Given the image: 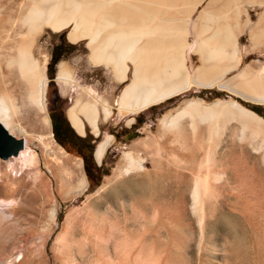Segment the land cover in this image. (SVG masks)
I'll use <instances>...</instances> for the list:
<instances>
[{"label": "rangeland", "instance_id": "1", "mask_svg": "<svg viewBox=\"0 0 264 264\" xmlns=\"http://www.w3.org/2000/svg\"><path fill=\"white\" fill-rule=\"evenodd\" d=\"M263 2L264 0H215L212 12L207 14L209 21L205 22L207 16H205V20L204 18L203 20L201 18V21L197 20L200 11L208 3V0L202 1L193 10L194 12L192 11L193 13L188 19L187 31L185 30L188 33L186 38L188 45L184 49V56L194 57V52L199 51L203 46L202 50L208 51L212 41L216 40V36L217 40H231L235 27L242 29L246 23H248L247 34H249L250 28L254 27L260 16L263 15L264 18ZM213 12L215 13L213 14ZM211 15L218 16L216 18L221 22L215 20V17L212 18ZM220 18L225 20H220ZM211 19L218 23L215 24ZM206 24L211 28H205ZM195 25L198 27V32ZM199 26L204 30H201ZM193 28L195 29L193 30ZM200 30L204 31V34ZM213 30L218 34H214ZM256 30L263 42V25H260ZM68 32L69 28L58 33L45 28L36 38L31 51L33 57L38 60L42 73L47 78V116L50 120L54 142L71 158L73 164L81 163L87 187L74 196L70 195L68 188H62L59 191V183L51 177L47 169L59 173L60 168L55 165L50 149H46L42 143L35 139L28 140L29 147L34 150V159L29 169L22 171L18 167L9 169V163L15 166L18 161L12 160L13 158L7 161L0 160L2 174L0 202L12 198L19 202L10 217L9 226H6L2 233V239L8 240L9 243L6 252L11 251L17 245L23 247V252L18 250L15 254L14 263L61 264L63 246L57 244V239L62 238L66 241V249L73 259L72 264H124L121 257L126 254L131 258V262L126 264H136L137 262L133 259L138 255V245L132 244L133 242L126 243V235L132 234L135 239L139 234H145L147 243L150 245L147 249L150 253V264H264V131L253 123L244 124V121L232 116L217 118L219 119L217 122L221 125H217L215 133L205 135V140L211 136L210 144H208L209 141H204V145L214 146L213 148L216 150L209 154L208 160L202 158L205 156V152L200 150V153H197L199 158H202L199 164V158L193 159L192 152L181 149L171 142L174 138L173 134L164 132L160 123L164 115L173 114L189 99H201L206 104L216 100L235 101L244 108L251 109L246 104L234 99L233 96L218 92L216 89L199 90L193 87L174 98L171 103L151 106L148 111L150 115L145 114L147 111L137 114L116 111L114 117L112 116L114 102L117 101L119 94L132 78L131 64L127 63L131 68L127 73V79L125 82H119L110 68L103 64L94 65L90 61L88 39H82L75 44L71 43L67 38ZM247 37L248 35L244 36V38ZM199 38L201 41L198 40ZM195 40L198 45L200 43V46ZM52 58L57 59L58 63L64 62L68 65L74 79L72 86L64 85L61 81L56 80L57 65L54 69L53 83L50 85L47 70ZM6 73L7 71L2 65V74L6 75ZM89 92L98 101L106 102L112 109L110 118L106 121L100 118L98 121L99 136L95 137L92 128L85 121L84 135L76 133L80 137L90 134L93 139L94 169L91 170L90 177L87 176L83 157L75 145L73 135L69 133L65 138H58L54 131L52 117V109L56 107L67 119L68 108L77 98H88ZM176 104L178 105L172 106ZM98 107L100 108V106ZM138 116L150 120L147 127L140 129V133H137V137L133 140L121 136L124 131L119 129L120 126L131 125L133 121L129 123L130 120H135L134 127L141 124L142 121ZM260 117L264 119L263 116ZM188 121L187 118L183 120L185 123ZM22 125L26 126L27 123H22ZM112 126L115 130L111 129ZM39 130L40 128L32 129V133L40 135ZM116 130H118L117 133ZM108 135L114 137L113 143L107 149L103 160L98 163L94 158V151L97 144ZM144 139L150 140V149L142 148L133 151V144ZM213 139L214 143L212 144ZM129 151L148 160L145 165L147 170H150V178H147L145 188L146 194L143 197L145 200L142 198V202L140 201L135 206L138 211H133V214L124 213L122 205L118 201L114 203V206L111 205L113 204L111 195L120 190V188L114 189L116 184L121 180L139 176L132 173L120 177L121 180L117 182L110 181L122 154ZM45 154H47V158ZM212 155H214L213 158ZM175 158L179 163L174 162ZM37 170L43 172L48 180L51 199L47 204H41L40 201L33 202L31 198L33 193H37V188L32 186L33 178L31 177H35L34 173ZM206 174H208L206 176V192L202 190L200 203L195 204L192 200L194 179ZM15 179H20L22 182L18 191L13 193L2 189ZM179 181L180 184H178ZM179 195L183 199L181 205L178 204ZM52 207H57V227L47 231V226L43 225L46 223L47 212ZM92 208L94 211L98 208L102 213L106 212L107 217H109L111 209H114L118 218V226L114 231L115 237L104 239L103 243L102 240H98V234L106 238L113 230L105 225L106 223L99 222L98 219L94 221L96 211L94 213ZM125 214L133 217L136 223L124 222ZM166 217L176 223L181 228V232L171 230L164 221L167 219ZM72 218L74 219L72 220ZM41 234H44L47 240L44 252L39 254L34 245L36 238L32 236L37 237Z\"/></svg>", "mask_w": 264, "mask_h": 264}, {"label": "bare ground", "instance_id": "2", "mask_svg": "<svg viewBox=\"0 0 264 264\" xmlns=\"http://www.w3.org/2000/svg\"><path fill=\"white\" fill-rule=\"evenodd\" d=\"M202 1L204 0H1L0 124L10 135L24 141V149L19 152L17 157H13L12 159L17 160L18 164L14 166L9 163L8 168L11 169L18 167L21 171L30 168L32 160L34 159V150L29 147L28 140L35 139L42 143L46 149H50L55 165L60 168L59 173L47 169L51 174V177L59 183V191L62 188H68L71 193L70 195L74 196L84 191L87 187V182L83 174L84 172H82L81 169V163L73 164L71 158L66 155L61 147L56 145L52 137L46 105L47 78L42 73L40 64L38 60L33 57L31 51L36 38L45 28L54 33L69 28L67 38L74 44L82 39H88L90 61L94 65L103 64L110 68L119 82H125L127 79V73L131 69L130 66L127 65L129 62L132 66V78L121 93L118 110L122 113L137 114L151 106L164 103L177 96L179 93L188 90L191 86L212 88L217 84V80H204L201 78L202 71L207 67L202 66L198 68L192 76H189L186 72V64L184 65V49L186 45H188L186 44V38L188 36V33H186L188 19L191 13L194 12L193 10L196 9ZM214 2L215 0H208L206 6L200 11L197 20L201 21V18L202 20L203 18L205 20V16H207V21L205 20V22L209 21L207 14L212 12ZM214 13L215 12H213V14ZM211 16L209 17L211 18ZM214 17L215 16L212 18ZM216 17L218 18V16ZM217 18L215 20L219 21ZM221 19L225 20L224 18H220V20ZM263 19V15L260 16L254 25V29L259 28L260 25H263L264 27ZM217 21L213 22L216 24L218 23ZM227 23L228 25H231L229 22ZM207 24L206 27L204 26L205 28L208 27ZM217 25L219 26V24ZM247 25L248 23L245 24V26ZM194 27H196V25ZM194 29L195 28H193V30ZM222 29H224V27ZM196 30L197 32L199 31L198 27H196ZM201 30L204 29L202 28ZM262 33L264 34V31ZM214 34L218 33L215 31ZM205 37L207 36L205 35ZM216 37L215 39L217 40ZM255 38L258 39L256 36L254 39ZM198 40H200V38ZM216 40L212 41L213 43L208 51L202 50L204 46L198 51L204 64L206 62L210 63V61L213 60L211 57L213 55H211V52H213L211 51V48L212 46L217 47L220 42V40ZM259 41L262 42V40ZM202 42L204 41L202 40ZM206 43L204 44L207 45ZM230 43L231 42H229V44ZM223 45L224 42L222 43V46H220L223 47ZM198 46H200V43ZM220 53H222V51ZM213 57L214 60L221 59L215 58L214 55ZM230 57L226 56V58ZM2 65L7 71L6 75L2 74ZM234 65L238 66V64H233V69ZM261 71H263V69ZM56 72L57 81H61L64 85L72 86L74 79L70 68L66 63L60 62L57 65ZM258 80L260 81L261 78H258ZM223 82L224 83L218 85L220 88H226L227 82ZM261 82L263 81L261 80ZM257 91L259 92L263 90H258L257 88ZM85 92L87 93V91ZM258 92H255L256 95ZM259 95L256 96V98H259ZM246 96L241 97L247 98ZM98 106H100V108ZM66 113L70 125H72V128L79 135H84L85 121L92 128L96 137L99 136L98 121L100 117H102L103 120H107L111 117L112 109L106 102L98 101L94 95L89 92L88 98H77L68 108ZM229 116L244 121V124L253 123L257 128L259 127L264 131L263 118L253 111L244 108L235 101L225 100H216L206 104L201 99H189L176 109L173 114L164 115L161 118L160 123L164 132H171L173 134L174 138L171 140L172 143L181 149L192 152L193 159H198L199 154L197 153H200V150H203L205 156L202 158H207L208 160L209 154L212 151L215 152L216 149L213 148L214 146L204 145V141H209L208 144H210V141L212 140L210 139L211 136L205 140V135L213 132L215 133L217 125H221L217 122V120L219 121L217 118ZM186 118L189 120L188 123L183 122ZM22 123H27V125L24 126ZM204 124H206V126H203ZM39 128V131L41 132L40 135L32 133V129L36 130ZM113 140L114 137L108 135L97 145L94 152V158L98 163L103 160L104 155L113 143ZM211 143H214V139ZM142 148L150 149V140H139L132 146L133 151ZM133 151L124 152L122 154L120 162L114 170L110 180L112 182H117L121 180L119 179L120 177H125L128 174L136 173L139 175L138 178H127L118 182L114 189L120 188V190L111 195V200L113 202L111 205L114 206V203L118 201L122 205L124 213L129 212L132 214L133 211L136 210L135 208H137L135 206L145 196L147 178H150V170H147L145 165L148 160L134 155ZM148 151L150 152V150ZM46 155L47 154H45V156ZM47 157L48 156H46V158ZM211 157L213 158L214 155ZM202 158L198 159L199 164L201 163ZM175 161H177V158L174 159V162ZM177 163H179V161H177ZM211 165L213 166V163ZM34 174L35 177L31 176L33 178L32 186L34 185V187L37 188V193L32 194V201H40L41 204H47L51 199L48 189V180L45 174L40 170H37ZM207 175L208 174L205 176H197L194 179L192 200L195 204L200 203L201 192L202 190L205 191L207 189ZM1 177L2 174L0 171V180ZM178 184H180V181ZM21 186V180L15 179L2 189H7L9 190L8 192L11 191L14 193L15 191H18ZM182 201V196L179 195L178 204L181 205ZM17 204H19V202L14 198L0 202V264H15V254H17L18 250L23 252V247L20 245H17L13 247L11 251L6 252V247L9 243L8 240L2 239L3 230L6 226H9L11 220L10 217L13 215V210H15ZM95 211L93 210L96 216L94 221L98 219L99 222L106 223L105 225H108V227L113 230V232L111 231L106 238H103L99 234L97 235L98 240H102L103 243L104 239L115 237L114 231H116L115 228L118 226V218L116 217L114 209H111L109 212V217L105 215L106 212L102 213L98 208H96ZM106 211L108 212V210ZM128 215L129 214L124 215V222L130 221L131 223H134L136 220ZM57 216V207H52L47 212V218H45L46 223L43 225L47 226V231L57 225ZM73 219L74 218H72V220ZM66 220L68 221V217ZM170 220L167 218L164 221L171 230L181 232V228ZM85 233L87 234V232ZM144 235L145 234H139L135 239L132 234L126 235V243L130 244L133 242L132 244L138 245V255L133 259L137 262L136 264H150V253L147 251L150 245L147 243V237ZM32 237L36 238L34 245L37 249V253H43L45 250V242L47 240L45 235L41 234L40 236L37 235V237L33 235ZM57 244L63 246L61 264H72L73 259L65 246L66 241L62 238H58ZM99 245L101 246V244ZM122 256V263L126 264L131 262L130 256H127V254L126 256Z\"/></svg>", "mask_w": 264, "mask_h": 264}, {"label": "crops", "instance_id": "3", "mask_svg": "<svg viewBox=\"0 0 264 264\" xmlns=\"http://www.w3.org/2000/svg\"><path fill=\"white\" fill-rule=\"evenodd\" d=\"M247 26H245V24L243 25V28L245 27L244 30H243V28L239 29L238 27H235V29H234L235 31H233V35H232L233 38L231 39V41L230 40H220V42L218 41L219 44L217 47L212 46L211 51H213V52H211V55L213 54L215 56V58H221V59H215L214 60V57L212 55L211 57L213 58V60H211L210 63L206 62L207 63V65H206V63L204 64V62L202 61L201 55L198 53V51L195 52L194 57H192L191 55H189V56L185 55L184 56V60H185L184 65L186 64L185 65V67H187L186 72L189 76H192L198 68L205 66L207 68H205V70L202 71L201 78L204 80H217V84L214 85L212 88H202V87L191 86L188 90H190L193 87H196L199 90L216 89L218 92L225 93L229 96H233L234 99L246 104L247 106L257 108L261 114H264V102H263L264 101V93H263L264 92V42L259 41L260 37L256 34V33H258V30L256 31V29H254V27L253 28L251 27L249 34H247ZM245 35H248V37L244 38ZM255 36L258 37V39L257 38L254 39ZM236 40H237V43H236ZM223 42H224V45H223V47H221ZM229 42H231V43L229 44ZM232 43H234V44H232ZM230 45H232V46H230ZM234 46H236V47H234ZM213 47H214V49H213ZM232 47H234V48H232ZM215 48H216V50H215ZM220 48H222L223 50ZM219 50H220V52L222 51V53H220ZM221 54H223L225 56V58ZM226 56L227 57L231 56V57L226 58ZM227 59H230V60H227ZM233 64H238V66L234 65V69H233V67H232ZM262 69H263V71H261ZM260 71L263 73H261ZM250 74L253 76H251ZM259 74H260V76H259ZM250 76L252 77V80H251ZM244 77L246 78V80ZM258 78L259 79L261 78V80L263 82H261V80L259 81ZM223 81L227 82L226 88H220L218 86L219 84L224 83ZM258 83H260V84H258ZM257 88H258V90L261 89L263 91H259L260 92L259 93L257 91ZM188 90H185V91L179 93L177 96H175L171 99H174V98L184 94ZM255 92H258L260 95L258 93L256 95ZM120 94H119L117 101L114 102L113 114H112V116H114V117L116 115V111H119L117 104L119 103L118 100L120 99ZM253 94H254V96H253ZM246 95H248V96H246ZM258 95H259V98L258 97L256 98V96H258ZM241 96H246L247 98H242ZM164 103H166V101ZM164 103H161V104H164ZM161 104H158V105H161ZM158 105H155V106H158ZM177 105L178 104L172 105V106H177ZM149 109H150V107L147 108L146 110H144V111H147L145 113L146 115H150V112H148ZM139 117L140 116H138V118ZM100 118H102V117H100ZM139 119L142 122L137 127H134V125L136 123L134 119L129 121V123H131L133 121L131 125L125 124L123 126H120L119 129L121 131H124L121 136H124L127 138L132 136V135L137 136V133H140L139 132L140 129L147 127L148 123H150V120L148 118L143 119L140 117ZM104 121H106V120H104ZM112 125H113V122H112ZM111 129L115 130V128H113V126ZM104 132H107V131H104ZM117 132H118V130H116V133Z\"/></svg>", "mask_w": 264, "mask_h": 264}, {"label": "trees", "instance_id": "4", "mask_svg": "<svg viewBox=\"0 0 264 264\" xmlns=\"http://www.w3.org/2000/svg\"><path fill=\"white\" fill-rule=\"evenodd\" d=\"M59 63H58L57 59L52 58L51 61L48 64L47 76L50 79V82H49L50 85L53 83V79L55 77V71H54L55 66L58 65ZM56 75H57V72H56ZM172 100L173 99L167 100L166 103H171ZM248 108H250L254 113L264 117V114H261L260 111L257 108L250 107V106H248ZM63 119H64V122L66 124L67 130H68V134L69 133L72 134L74 139H75V142H76L75 145L79 148V150L81 152V155L83 157V160H84V166H85V170H86L87 176L90 177L91 170L94 169L93 160H92L94 143H92V141H93L92 136L90 134H87L84 137L78 136L75 133V131L70 127V125H69L70 123H68L67 119L64 116H63ZM136 137H137L136 135H132V136L128 137V140H133ZM95 170H96V168H95Z\"/></svg>", "mask_w": 264, "mask_h": 264}, {"label": "water", "instance_id": "5", "mask_svg": "<svg viewBox=\"0 0 264 264\" xmlns=\"http://www.w3.org/2000/svg\"><path fill=\"white\" fill-rule=\"evenodd\" d=\"M70 127L72 128L71 125ZM75 133L77 132L75 131ZM23 149L24 141L10 135L0 124V160L7 161L10 158L17 157L19 152Z\"/></svg>", "mask_w": 264, "mask_h": 264}, {"label": "flooded vegetation", "instance_id": "6", "mask_svg": "<svg viewBox=\"0 0 264 264\" xmlns=\"http://www.w3.org/2000/svg\"><path fill=\"white\" fill-rule=\"evenodd\" d=\"M53 127L55 134L58 138H65L68 135V130L64 122L63 116L59 112V109L53 107L52 109Z\"/></svg>", "mask_w": 264, "mask_h": 264}]
</instances>
